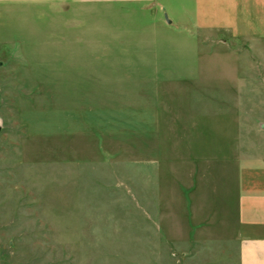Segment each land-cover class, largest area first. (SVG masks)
Masks as SVG:
<instances>
[{"label": "rangeland", "instance_id": "rangeland-1", "mask_svg": "<svg viewBox=\"0 0 264 264\" xmlns=\"http://www.w3.org/2000/svg\"><path fill=\"white\" fill-rule=\"evenodd\" d=\"M6 10L0 264H229L216 183L238 126L264 138L262 103L230 100L242 39L182 37L153 5Z\"/></svg>", "mask_w": 264, "mask_h": 264}, {"label": "crops", "instance_id": "crops-1", "mask_svg": "<svg viewBox=\"0 0 264 264\" xmlns=\"http://www.w3.org/2000/svg\"><path fill=\"white\" fill-rule=\"evenodd\" d=\"M56 11L69 10L77 3L153 5L164 12L168 24L178 26L182 37L200 31L228 32L242 39L240 71L234 72L235 102L245 103L244 117L252 116V103H262L264 118V0H46ZM17 5L40 6V0H0V8ZM2 11V10H1ZM243 51V52H242ZM238 52V51H237ZM242 52V53H241ZM259 54L261 59L255 55ZM240 59V57H238ZM237 69V70H238ZM250 126H238L244 135L229 158L227 188L216 183L215 190L227 189L229 202L228 237L219 240L229 264H264V126L263 141L256 147L247 140ZM249 139V138H248ZM232 145L230 144V148ZM224 189V190H222ZM225 260V259H224Z\"/></svg>", "mask_w": 264, "mask_h": 264}]
</instances>
